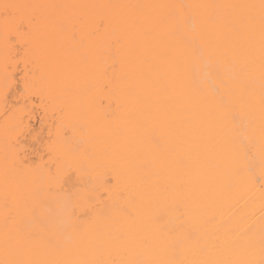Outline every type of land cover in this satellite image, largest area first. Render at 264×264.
<instances>
[{
	"label": "snow or ice",
	"instance_id": "6c2138e0",
	"mask_svg": "<svg viewBox=\"0 0 264 264\" xmlns=\"http://www.w3.org/2000/svg\"><path fill=\"white\" fill-rule=\"evenodd\" d=\"M0 20L4 87L8 90L14 79L12 62L22 64L23 95L32 104L29 117L38 111L42 118L39 130L21 118L13 137L5 136L0 264H264V227L258 245L249 240L223 258L209 255L206 248L190 247L200 244L203 232L195 223L200 204L184 179L193 160L203 156L196 148L201 111L222 126L241 129L243 110H237L238 98L225 69L231 66L240 75L247 93L254 84L257 53L264 139V0L226 4L5 0L0 3ZM53 33L81 52L80 71L71 87H62L55 79ZM241 52L244 58L238 60ZM175 65L199 98L195 109L169 94L165 69ZM161 98H166L165 107L159 104ZM132 102L138 105L134 112L129 111ZM123 119L150 129L152 159H144L143 153L116 159L110 146L96 150L94 131ZM246 131L245 127L239 132L241 150L247 147ZM33 153L38 159L30 163ZM157 165L174 178L153 182ZM260 168L255 179L264 187V157ZM248 171L253 172L251 167ZM24 173L31 178L18 179ZM116 214L128 228L106 232L102 226ZM63 231L80 239V245L64 249ZM225 246L219 238L211 245L216 250ZM45 253H59L61 258Z\"/></svg>",
	"mask_w": 264,
	"mask_h": 264
},
{
	"label": "bare ground",
	"instance_id": "6f19581e",
	"mask_svg": "<svg viewBox=\"0 0 264 264\" xmlns=\"http://www.w3.org/2000/svg\"><path fill=\"white\" fill-rule=\"evenodd\" d=\"M3 2L5 0H0V3ZM7 2L19 4H226L258 3L259 0H7ZM51 39L57 43L53 60L55 79L62 81V87H71L80 71L77 67V59L81 52L55 33L52 34ZM213 39L212 36L207 37L209 43L213 42ZM4 54L3 22L0 20V243L3 239L2 194L5 136L7 134L10 139L13 137L12 130L21 118L24 119L25 125L30 124L37 130L42 126V118L38 111L29 117L32 104L27 102L23 95L22 64L17 67L16 63L12 62L14 79L9 81V89H5ZM243 58L244 53H239L237 59L242 60ZM165 70L169 72V94L178 98L185 106L195 109L199 98L186 86L181 67L179 65L168 66ZM225 72L228 85L238 98L237 110H243L244 119L241 129L245 127L247 129L245 141L247 147L243 150L239 148L238 140L241 129L232 125L222 126L201 111L197 117L199 136L196 148L203 153V156L195 158L191 169L184 175V179L189 182L191 191L200 204L195 223L202 226L203 232L200 244L190 247L206 248L209 255L218 258L233 255L249 240L258 245L261 229L264 227V187L255 179L260 175L261 159L264 157V139L261 137L258 53L253 73L254 84L247 93L244 92L245 83H242V78L231 69V66H226ZM16 81H20L19 88L16 87ZM241 98L242 103L239 102ZM165 99H160L161 107H165ZM137 107L138 105L132 102L129 111L134 112ZM151 119L152 123L156 122L155 118ZM149 130L138 127L131 120L123 119L114 126L101 127L98 131H94V146L97 151L110 146L116 159L121 157L130 159L137 153H143L144 159L150 160L152 154L148 151L147 144ZM27 143H32L31 137L28 138ZM33 158L38 159V155L33 153L29 157L30 163ZM249 167L253 172L248 171ZM152 172L154 173L153 182L170 181L174 178V176H165L159 171V165L153 168ZM30 178L28 173L18 177L20 180ZM61 221L62 218L56 219L58 225ZM102 227L106 232L111 233L126 230L128 224L124 218L116 214ZM217 238L225 241V248L212 249L211 245ZM91 239L90 236L85 242H90ZM61 240L66 250L76 248L81 243L80 239L68 231L62 232ZM44 255L48 258H61L59 253H45Z\"/></svg>",
	"mask_w": 264,
	"mask_h": 264
}]
</instances>
